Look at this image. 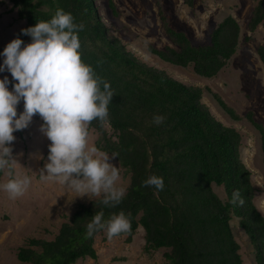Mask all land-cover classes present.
<instances>
[{"label": "trees", "instance_id": "1", "mask_svg": "<svg viewBox=\"0 0 264 264\" xmlns=\"http://www.w3.org/2000/svg\"><path fill=\"white\" fill-rule=\"evenodd\" d=\"M10 1L27 21L25 28L50 20L58 9L71 13L74 22L83 26L78 32L82 60L102 82L110 83L113 92L107 118L92 121L89 129L98 132L96 147L115 155L130 175V185L119 204L105 206L103 196L80 204L53 239L27 238L18 250V260L25 264H75L80 259H97L95 241L104 230L89 236L87 224L96 214L103 213L106 221L123 212L130 229L119 235L127 234V241L132 242L141 226L146 250L169 249L165 255L171 264H244L231 225L235 215L254 246L257 263L264 264V214L255 202L252 171L241 157L242 134L211 113L202 101L203 88L187 85L131 54L102 22L95 0ZM197 1L184 0L190 7ZM109 5L118 15L113 0ZM161 19L173 46H150L149 52L173 65H192L199 76H217L238 51L241 26L233 16L224 18L204 45H194L163 13ZM261 24L264 0H258L254 8L251 31ZM22 38L31 42L29 36ZM258 54L264 64V45L258 47ZM213 96L233 120L241 119L219 94ZM157 115L164 117L163 122H154ZM246 118L260 133L264 162V126L252 111ZM107 124L114 135L109 134ZM151 175L163 178L162 190L145 186ZM214 185L224 187L225 200ZM236 190L245 201L242 206L231 202Z\"/></svg>", "mask_w": 264, "mask_h": 264}, {"label": "rangeland", "instance_id": "2", "mask_svg": "<svg viewBox=\"0 0 264 264\" xmlns=\"http://www.w3.org/2000/svg\"><path fill=\"white\" fill-rule=\"evenodd\" d=\"M110 0H95L100 19L110 33L136 58L148 65L166 71L171 77L187 85L203 88V103L211 113L227 126L235 127L242 134L241 157L252 171L256 186L255 202L264 214V162L259 131L246 118L249 111L264 126V64L258 47L264 45V25L251 31L249 22L258 0H198L193 7L184 0H113L118 15H114ZM171 26L184 31L194 45L210 42L211 32L227 16H233L241 26L237 53L221 72L212 78L199 76L192 65L180 67L160 59L149 52V47L163 49L173 42L166 34L161 14ZM27 21L19 15V9L10 0H0V52L24 29ZM3 58L0 57V63ZM11 74L7 71L0 77ZM10 83L9 87L11 88ZM219 94L241 116L233 120L219 105L213 94ZM22 102L20 112L23 111ZM42 118L37 114L30 125L14 133L13 155L16 171L28 175L31 184L23 196L10 198L0 189V264H25L17 253L29 237L53 239L61 224L67 221L80 204H88L99 197H79L57 180L41 179V170L47 162L49 139L41 132ZM109 134L114 135L110 125ZM90 143L96 146L98 132L89 129ZM109 155V154H108ZM110 156V155H109ZM110 162L120 170L119 186L130 185V175L112 156ZM10 177L2 172L0 184ZM215 191L226 199L224 187L214 185ZM78 196V197H77ZM231 225L241 244L244 264H258L253 244L239 226V218L232 216ZM127 234L111 239L106 229L97 235L95 247L97 259H80L75 264H171L166 258L169 249L147 251L145 231L140 226L132 242Z\"/></svg>", "mask_w": 264, "mask_h": 264}, {"label": "clouds", "instance_id": "3", "mask_svg": "<svg viewBox=\"0 0 264 264\" xmlns=\"http://www.w3.org/2000/svg\"><path fill=\"white\" fill-rule=\"evenodd\" d=\"M82 27L71 13L58 9L50 20L22 29V35L0 52V73L11 74V81L0 77V172L10 177L0 189L12 199L23 196L31 184L28 175L16 171L14 133L27 128L37 114L43 120L40 130L50 141L41 179L57 180L79 197L103 195L105 206L114 207L125 195V188L118 184L119 167L90 143L89 125L107 118L113 92L110 83L102 82L82 60L78 35ZM22 36H29L31 42L25 43ZM21 101L24 108L18 114ZM163 119L157 115L154 122ZM144 184L162 190L164 180L151 175ZM231 202L245 203L239 190L233 192ZM105 229L111 239L127 232L130 223L121 212L106 221L103 213L96 214L87 224L89 236Z\"/></svg>", "mask_w": 264, "mask_h": 264}]
</instances>
